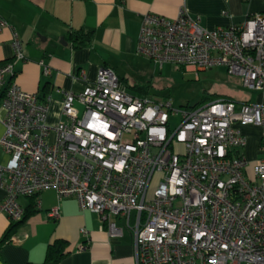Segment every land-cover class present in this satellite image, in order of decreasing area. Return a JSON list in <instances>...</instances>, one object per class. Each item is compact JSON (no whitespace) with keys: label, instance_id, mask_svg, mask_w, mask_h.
<instances>
[{"label":"built area","instance_id":"2783aa9c","mask_svg":"<svg viewBox=\"0 0 264 264\" xmlns=\"http://www.w3.org/2000/svg\"><path fill=\"white\" fill-rule=\"evenodd\" d=\"M13 45L14 57L0 64V150L9 155L0 163V210L11 221L25 214L21 197L53 189L98 213L112 236L124 220L135 264H264V158L249 169L247 137L233 126H261L264 149V12L214 30L184 8L176 18L148 12L137 45L161 67H224L261 101L220 96L176 109L167 97L129 92L102 66L83 91L64 92L67 120L49 124L40 94L14 80L24 58L17 33ZM48 215L57 218L59 207Z\"/></svg>","mask_w":264,"mask_h":264},{"label":"crops","instance_id":"0c3cea01","mask_svg":"<svg viewBox=\"0 0 264 264\" xmlns=\"http://www.w3.org/2000/svg\"><path fill=\"white\" fill-rule=\"evenodd\" d=\"M182 8L192 16L199 15L204 28L214 30L264 12V0H0V63L14 57L17 33L24 58L15 63V82L40 94L48 106L47 123L66 121L62 112L64 92L79 93L96 80L100 67L117 71L122 61L137 56L144 14L176 18ZM80 28L94 31L90 45L75 47L68 38L69 32ZM4 131L0 122V136ZM8 158L0 150V163ZM4 197L0 186V203ZM30 200L19 199L24 208ZM36 201L38 211L14 233L17 240L0 246V264H43L49 244L57 239L66 240L67 246L56 264H135L134 235L124 220L117 219L122 234L112 236L101 227L100 215L83 209L75 196L58 198L55 190L48 189ZM53 207H59L57 218L48 215ZM11 222L0 210V240ZM81 243L87 247L79 249Z\"/></svg>","mask_w":264,"mask_h":264},{"label":"rangeland","instance_id":"374dc122","mask_svg":"<svg viewBox=\"0 0 264 264\" xmlns=\"http://www.w3.org/2000/svg\"><path fill=\"white\" fill-rule=\"evenodd\" d=\"M149 59L138 55L134 59L121 62L117 75L126 78L127 90L138 94L130 85L148 84V94L152 96L167 97L176 109L200 105L209 95L230 96L238 101H261L258 92L247 89L239 75L229 74L224 67H216L200 71H188L177 66L165 65L164 68L151 64ZM177 119L173 120L176 126ZM247 137L243 149L246 159L250 162L249 169L253 168L255 161L264 158L262 127L256 124H233Z\"/></svg>","mask_w":264,"mask_h":264},{"label":"trees","instance_id":"16d2710c","mask_svg":"<svg viewBox=\"0 0 264 264\" xmlns=\"http://www.w3.org/2000/svg\"><path fill=\"white\" fill-rule=\"evenodd\" d=\"M93 37H94V31L92 29H85V28L76 29L74 31L69 32L68 34V38L74 43L75 47H83V46L90 45L93 40ZM4 62L6 61L1 62L0 64ZM178 67L179 69H184V67H181V66H178ZM121 81L124 82L125 85L127 84V81L125 79H121ZM130 87L137 90L138 94L141 96H145L148 94V88H149L148 84L135 83V84L130 85ZM216 97H220V95L206 96L205 99L202 100L201 104L211 99H214ZM30 198H31L30 203L25 208V214L23 218L21 220L11 222L10 226L4 232L0 240V246L10 242L14 233H16L17 230L22 225L25 224L28 218H30L33 214H35L38 211V208H37L38 203L36 201V196H31ZM66 246H67V241L63 239H57L53 243H50L47 248L46 258L43 264H56L66 254L65 252Z\"/></svg>","mask_w":264,"mask_h":264}]
</instances>
